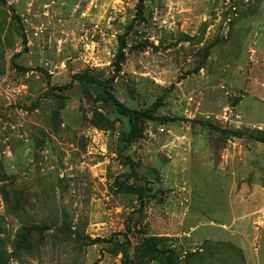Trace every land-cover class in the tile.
Instances as JSON below:
<instances>
[{
	"label": "rangeland",
	"instance_id": "obj_1",
	"mask_svg": "<svg viewBox=\"0 0 264 264\" xmlns=\"http://www.w3.org/2000/svg\"><path fill=\"white\" fill-rule=\"evenodd\" d=\"M136 4L0 0V264H264V0H144L116 71Z\"/></svg>",
	"mask_w": 264,
	"mask_h": 264
},
{
	"label": "trees",
	"instance_id": "obj_2",
	"mask_svg": "<svg viewBox=\"0 0 264 264\" xmlns=\"http://www.w3.org/2000/svg\"><path fill=\"white\" fill-rule=\"evenodd\" d=\"M143 10H144V0H137L135 17L133 18L132 22L126 26V31L118 37L119 45L117 52L115 54V59L113 61V66L116 71L121 69V63L124 60V48H125L124 35L131 28L133 23L134 24L137 22L140 23L143 20ZM16 67L18 69H23V70L29 69V68H22L18 65ZM72 81L77 82L80 86L81 91L83 93H87L90 96H92L94 100L110 102L111 104H113L116 110L119 112V114L125 116L128 119V122L131 124L135 134L137 133L138 123H140L141 121L146 119H152V120L161 119V117L155 116L153 114V111L150 109L139 110L128 107L126 104L120 101L117 98V96L112 92L108 80L97 79L95 77L88 75L86 72H77L72 75L71 82ZM71 82L61 86H52L51 89L58 91L63 90L65 88L70 87ZM208 125H210L212 128L216 130H219L224 135H228V136L235 135V132H232L230 130L224 128H218L216 126H213L212 124H208ZM257 139L260 140L261 142H264V138H257ZM122 189L125 192H133V188L130 186H123ZM152 242H153L152 237H148L143 240L142 244L144 251H146L147 253L164 252L161 247L152 244ZM92 264H97V263L93 262Z\"/></svg>",
	"mask_w": 264,
	"mask_h": 264
}]
</instances>
